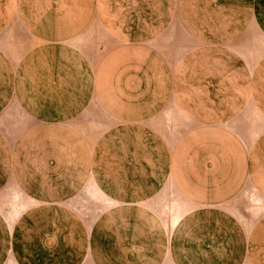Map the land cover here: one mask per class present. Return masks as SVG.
Here are the masks:
<instances>
[{
    "label": "crops",
    "instance_id": "0c3cea01",
    "mask_svg": "<svg viewBox=\"0 0 264 264\" xmlns=\"http://www.w3.org/2000/svg\"><path fill=\"white\" fill-rule=\"evenodd\" d=\"M8 263L264 264V0H0Z\"/></svg>",
    "mask_w": 264,
    "mask_h": 264
},
{
    "label": "rangeland",
    "instance_id": "374dc122",
    "mask_svg": "<svg viewBox=\"0 0 264 264\" xmlns=\"http://www.w3.org/2000/svg\"><path fill=\"white\" fill-rule=\"evenodd\" d=\"M249 198H250V196H249ZM250 200H251V203H252V201H253V203H254V200L252 199V198H250ZM166 207V206H165ZM168 207V206H167ZM8 264H11V263H8Z\"/></svg>",
    "mask_w": 264,
    "mask_h": 264
}]
</instances>
